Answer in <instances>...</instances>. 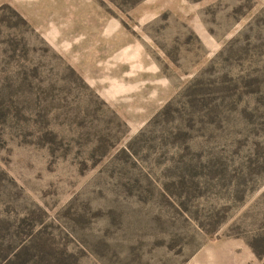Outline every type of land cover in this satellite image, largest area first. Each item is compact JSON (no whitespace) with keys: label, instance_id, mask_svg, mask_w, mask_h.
<instances>
[{"label":"rangeland","instance_id":"1","mask_svg":"<svg viewBox=\"0 0 264 264\" xmlns=\"http://www.w3.org/2000/svg\"><path fill=\"white\" fill-rule=\"evenodd\" d=\"M0 264H264V0H0Z\"/></svg>","mask_w":264,"mask_h":264}]
</instances>
